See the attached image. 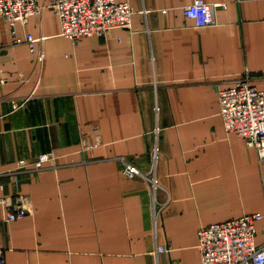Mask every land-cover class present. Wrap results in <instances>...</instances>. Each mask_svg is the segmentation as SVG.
<instances>
[{
    "label": "crops",
    "instance_id": "0c3cea01",
    "mask_svg": "<svg viewBox=\"0 0 264 264\" xmlns=\"http://www.w3.org/2000/svg\"><path fill=\"white\" fill-rule=\"evenodd\" d=\"M117 1L134 8L131 25L78 41L50 7L19 22L42 61L0 14L5 264H203L201 226L264 212V159L227 131L219 99L246 74L264 89V0H206L217 22L204 26L184 11L194 0ZM155 144L156 197L122 171V158L149 171ZM20 194L28 212L7 220Z\"/></svg>",
    "mask_w": 264,
    "mask_h": 264
},
{
    "label": "built area",
    "instance_id": "2783aa9c",
    "mask_svg": "<svg viewBox=\"0 0 264 264\" xmlns=\"http://www.w3.org/2000/svg\"><path fill=\"white\" fill-rule=\"evenodd\" d=\"M215 3L206 0H194L184 6L188 17L197 25H211L217 22L214 14ZM54 9L61 21L62 34L78 41L83 36L105 35L112 26L129 27L135 12L127 1L117 0H0V14L9 22L13 43L26 42L42 61L44 54L37 49L40 38L28 33L26 37L17 34L16 25L25 23L33 15H38L46 8ZM2 78H0V81ZM220 114L228 132L237 133L246 143L255 147L260 158L264 159V89L250 81L246 74L228 88L219 90ZM27 99L15 102L14 108L22 106ZM159 131V129H157ZM91 147V146H90ZM55 151L41 153L33 162L35 169H42L45 163L55 159ZM161 157L158 144L151 153V169L143 171L132 162L122 158L123 173L128 177H141L148 183L154 197L162 187L157 174ZM24 164L21 165L23 167ZM12 209L7 213V220L24 217L28 208L25 196L18 195L10 202ZM164 205H160V211ZM264 218L263 211L245 213L226 221L203 225L198 230L199 247L203 264H264V241L258 242V222ZM160 250L168 251L162 245ZM158 249V250H159ZM0 264H5L4 250L0 247Z\"/></svg>",
    "mask_w": 264,
    "mask_h": 264
}]
</instances>
